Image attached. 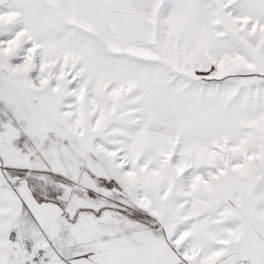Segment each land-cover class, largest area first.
<instances>
[{
	"label": "snow or ice",
	"instance_id": "snow-or-ice-1",
	"mask_svg": "<svg viewBox=\"0 0 264 264\" xmlns=\"http://www.w3.org/2000/svg\"><path fill=\"white\" fill-rule=\"evenodd\" d=\"M0 264H264V0H0Z\"/></svg>",
	"mask_w": 264,
	"mask_h": 264
}]
</instances>
